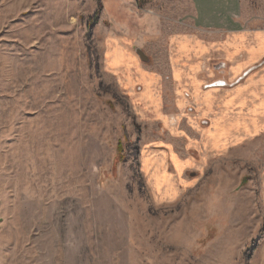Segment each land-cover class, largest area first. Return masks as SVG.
I'll list each match as a JSON object with an SVG mask.
<instances>
[{
    "label": "rangeland",
    "instance_id": "374dc122",
    "mask_svg": "<svg viewBox=\"0 0 264 264\" xmlns=\"http://www.w3.org/2000/svg\"><path fill=\"white\" fill-rule=\"evenodd\" d=\"M138 5L0 0V264H264V132L203 126L264 70V0Z\"/></svg>",
    "mask_w": 264,
    "mask_h": 264
},
{
    "label": "crops",
    "instance_id": "0c3cea01",
    "mask_svg": "<svg viewBox=\"0 0 264 264\" xmlns=\"http://www.w3.org/2000/svg\"><path fill=\"white\" fill-rule=\"evenodd\" d=\"M152 34L149 33V36ZM129 38V37H128ZM121 43V44H120ZM120 45L114 44L110 47L107 52L110 59H107L109 68H119L124 67V69H130L134 63H137V58L129 52V50L125 47H122L124 43L120 41ZM212 52V48H211ZM171 67H182V61L179 60L177 63L173 62V64H169ZM148 65L145 66L147 69ZM172 72L175 70L172 69ZM143 77H145V73H143ZM159 82H161V76H154ZM173 78H175L173 76ZM144 79H147L145 77ZM151 82V78L146 80ZM230 88H223L219 90L216 86L209 85L207 86L206 93L208 96L213 94H223L221 95V99H215L216 102H212V105L209 108V122L204 124V133L206 136L207 147H214L221 145H227L230 142V127L225 126V118L230 113L228 111L230 108L235 107L234 110L237 111V114L241 117V121H243L239 126H237L236 136L239 140H245L251 137H257L260 133L264 132V70H260L257 73L253 74L247 71L245 77L241 78V80L237 79L235 84H232ZM216 87V88H215ZM212 98V97H211ZM214 99V97H213ZM214 101V100H213ZM219 105V106H218ZM209 107V105H208ZM221 108V111L217 109ZM215 121L213 118H216ZM197 134V128L194 129ZM144 155L142 156L143 159ZM148 158H145L142 161V167L146 173L152 171L151 166L154 167L161 166V160H154L150 162L148 166L147 161ZM154 158L152 157V160ZM155 169V168H154ZM184 169V168H183ZM158 170V167L155 169ZM186 170V169H184ZM179 179L183 177V171L181 175H177Z\"/></svg>",
    "mask_w": 264,
    "mask_h": 264
},
{
    "label": "water",
    "instance_id": "95a60500",
    "mask_svg": "<svg viewBox=\"0 0 264 264\" xmlns=\"http://www.w3.org/2000/svg\"><path fill=\"white\" fill-rule=\"evenodd\" d=\"M137 52L140 55V58H142L144 61L149 62L150 58H148L149 56L145 53V51H143L141 48H137ZM247 74V73H246ZM245 74V75H246ZM244 75V76H245ZM243 76V77H244ZM240 80V79H239ZM227 82L225 80H218L217 82L213 83L212 86H220V85H226Z\"/></svg>",
    "mask_w": 264,
    "mask_h": 264
},
{
    "label": "trees",
    "instance_id": "16d2710c",
    "mask_svg": "<svg viewBox=\"0 0 264 264\" xmlns=\"http://www.w3.org/2000/svg\"><path fill=\"white\" fill-rule=\"evenodd\" d=\"M150 0H138L139 3V7H142V5H144L146 2H149Z\"/></svg>",
    "mask_w": 264,
    "mask_h": 264
}]
</instances>
